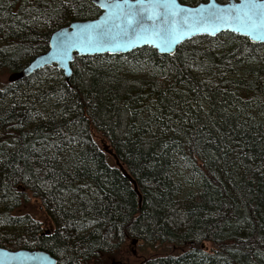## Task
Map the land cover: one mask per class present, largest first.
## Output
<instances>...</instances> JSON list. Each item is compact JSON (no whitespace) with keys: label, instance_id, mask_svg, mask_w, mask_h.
Returning a JSON list of instances; mask_svg holds the SVG:
<instances>
[{"label":"trees","instance_id":"obj_1","mask_svg":"<svg viewBox=\"0 0 264 264\" xmlns=\"http://www.w3.org/2000/svg\"><path fill=\"white\" fill-rule=\"evenodd\" d=\"M100 13L0 0V246L58 264H264V43L222 31L172 55H77L69 79L56 64L2 78Z\"/></svg>","mask_w":264,"mask_h":264},{"label":"snow or ice","instance_id":"obj_2","mask_svg":"<svg viewBox=\"0 0 264 264\" xmlns=\"http://www.w3.org/2000/svg\"><path fill=\"white\" fill-rule=\"evenodd\" d=\"M93 2L106 10V24L114 19L120 21L99 31L96 29L100 26L85 27L88 43L97 48L112 43L109 37L115 32L126 42L125 46L156 39L157 47L170 49L190 32L215 35L225 25L224 30L245 35L253 42H264V0H241L239 5L227 9L218 8L213 0L210 6H202L200 10L181 8L177 0H135V4L130 0Z\"/></svg>","mask_w":264,"mask_h":264},{"label":"water","instance_id":"obj_3","mask_svg":"<svg viewBox=\"0 0 264 264\" xmlns=\"http://www.w3.org/2000/svg\"><path fill=\"white\" fill-rule=\"evenodd\" d=\"M93 1V0H92ZM131 3L135 4V0H130ZM218 8H230L232 5H239L241 0H227L221 2L219 0H214ZM213 0L202 1L196 5L186 4L177 0V4L184 9H195L200 10L202 6L205 8L210 6ZM96 4V3H95ZM98 7L99 5L96 4ZM100 8V7H99ZM101 9V13L95 18L89 19H77L72 21L70 24L61 27L54 31L49 40V48L47 51L38 54L32 61L22 70L15 71L8 76L10 81H17L21 78L31 75L36 70L42 69L45 66H51L56 64L59 69H62L66 78L69 79L73 72L72 63L74 62L77 55H95V54H121L127 53L134 49L141 48L143 46H150L158 50L159 53L174 54L177 47L184 41L193 38L198 35H208L204 33L190 32L187 36H181L179 43L174 45L170 49H166L163 46L157 47L159 41L153 39L151 42L146 43L143 40L136 41L134 45L128 44L125 46L126 42L122 41V38L113 32V35L109 37L112 43L103 45L97 48L88 43V33L85 31V27L88 25L100 26L96 30L99 31L100 28L106 29L113 23H118L115 19L105 23L106 10ZM119 13H117L118 15ZM182 15H190V13H182ZM123 26V25H122ZM227 26H222V30L217 32L216 36L221 33ZM232 32V31H231ZM245 36V35H243ZM247 37V36H246ZM249 38V37H248ZM135 39V38H133ZM251 40V39H250ZM252 41V40H251ZM253 42V41H252ZM254 43H264V42H254ZM126 176L130 177L129 174L124 170ZM135 183V182H134ZM135 188L137 186L135 184ZM138 239L132 241L136 244ZM0 264H58L56 257H54L50 252L37 248V249H9L0 246ZM112 264H115L114 262Z\"/></svg>","mask_w":264,"mask_h":264},{"label":"rangeland","instance_id":"obj_4","mask_svg":"<svg viewBox=\"0 0 264 264\" xmlns=\"http://www.w3.org/2000/svg\"><path fill=\"white\" fill-rule=\"evenodd\" d=\"M2 76V78L4 79V80H7V78H8V74H3V75H1ZM98 141L100 142V140L98 139ZM101 144V143H100ZM102 146H103V144H101ZM189 172H186L185 171V174L184 173H181L180 175H179V177L181 178V180H182V184H183V187H185V191H184V193H187L188 191H190V190H194L195 188H197V186H198V184L196 183V181L197 180H195V179H193L192 177H191V174H188ZM192 182H194V184H192ZM29 209H33V210H35V208L33 207V206H29L28 207ZM41 219H43V222L44 223H46L45 224V230H48L49 228H48V225H47V218H44V214H41ZM134 240V239H133ZM132 240V241H133ZM131 253H132V255L133 256H136V255H138V253H141L140 252V250L138 249V241H137V243L136 244H131ZM135 254V255H134ZM117 260L119 259L118 257L116 258ZM115 258H112V262L111 263H113V262H116L117 260H116ZM135 259H136V257L135 258H131V259H129L130 260V262L131 261H135ZM110 261V260H109Z\"/></svg>","mask_w":264,"mask_h":264}]
</instances>
